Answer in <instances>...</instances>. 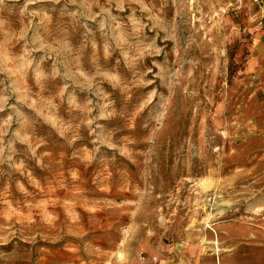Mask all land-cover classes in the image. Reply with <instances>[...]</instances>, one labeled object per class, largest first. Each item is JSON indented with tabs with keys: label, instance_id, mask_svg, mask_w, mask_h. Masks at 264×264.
Returning <instances> with one entry per match:
<instances>
[{
	"label": "rangeland",
	"instance_id": "1",
	"mask_svg": "<svg viewBox=\"0 0 264 264\" xmlns=\"http://www.w3.org/2000/svg\"><path fill=\"white\" fill-rule=\"evenodd\" d=\"M263 42V0H0V264L184 240Z\"/></svg>",
	"mask_w": 264,
	"mask_h": 264
},
{
	"label": "crops",
	"instance_id": "2",
	"mask_svg": "<svg viewBox=\"0 0 264 264\" xmlns=\"http://www.w3.org/2000/svg\"><path fill=\"white\" fill-rule=\"evenodd\" d=\"M260 85L264 94V81ZM257 101L251 95L244 125L250 130L238 127L242 117L227 123L217 168L204 176L203 189L215 204L208 207L203 199L185 239L157 251L160 258L151 255L158 264H264V98Z\"/></svg>",
	"mask_w": 264,
	"mask_h": 264
},
{
	"label": "built area",
	"instance_id": "3",
	"mask_svg": "<svg viewBox=\"0 0 264 264\" xmlns=\"http://www.w3.org/2000/svg\"><path fill=\"white\" fill-rule=\"evenodd\" d=\"M206 203L208 205V207H212L215 204V200L214 197H208L206 200ZM141 264H158L159 263V259L157 257H145L143 256L141 258Z\"/></svg>",
	"mask_w": 264,
	"mask_h": 264
}]
</instances>
